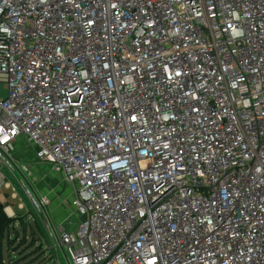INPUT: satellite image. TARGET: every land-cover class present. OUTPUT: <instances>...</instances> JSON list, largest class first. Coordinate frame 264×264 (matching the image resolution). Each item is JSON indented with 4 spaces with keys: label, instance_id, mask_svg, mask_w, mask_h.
I'll use <instances>...</instances> for the list:
<instances>
[{
    "label": "built area",
    "instance_id": "obj_1",
    "mask_svg": "<svg viewBox=\"0 0 264 264\" xmlns=\"http://www.w3.org/2000/svg\"><path fill=\"white\" fill-rule=\"evenodd\" d=\"M0 82V191L24 140L70 264H264V0H0Z\"/></svg>",
    "mask_w": 264,
    "mask_h": 264
},
{
    "label": "rangeland",
    "instance_id": "obj_2",
    "mask_svg": "<svg viewBox=\"0 0 264 264\" xmlns=\"http://www.w3.org/2000/svg\"><path fill=\"white\" fill-rule=\"evenodd\" d=\"M7 94L5 84L0 82V99L6 98ZM28 149L30 151L27 154ZM14 156L18 159L19 167L23 169V166L26 165L31 174L24 172V175H22L19 171H16L15 175H13L5 169L8 180L12 182V187L15 191H8L7 202H3V200L1 202L8 209L7 213L11 216L10 218H20V221L17 222L18 229H22L23 222L21 221L24 220L25 225L27 224L26 230L28 232L26 242H23L24 235L20 233L18 243L13 246V256L9 254L5 257V262L6 264H11L13 257L17 254L18 258L13 261L15 264H68L61 248L57 246L56 239H52L46 228L45 217L33 205L22 187L21 181L27 179L39 197L46 196L51 200L48 213L58 231H60V228H64L71 233L77 231L80 219L78 215L76 216L75 209L76 190L71 185H67L62 177L54 172L51 164L35 159V149L27 144H21V140L17 142ZM35 221L40 226V237L34 234V232L39 230L35 225ZM69 221H72V225ZM29 225L31 226L28 230ZM32 226L36 228V231ZM42 245L43 253L40 254L38 252ZM42 254H44L43 257H41Z\"/></svg>",
    "mask_w": 264,
    "mask_h": 264
},
{
    "label": "trees",
    "instance_id": "obj_3",
    "mask_svg": "<svg viewBox=\"0 0 264 264\" xmlns=\"http://www.w3.org/2000/svg\"><path fill=\"white\" fill-rule=\"evenodd\" d=\"M19 221H20V218L18 217L16 218L8 217L5 211V207L0 201V264H6L5 257H7L9 254L13 256L14 254L12 253L13 246L18 243L20 233H23L24 238L22 240L23 242H26V238H27L26 236H27L28 231L25 229V221L24 220L21 221L23 222L21 230L18 229V227L16 226L17 222ZM35 225L39 230L36 231V228L32 226L33 229L36 231L34 232V234L39 235V232H40L39 223L35 221ZM30 226L31 225L28 226V230L30 229ZM38 237H40V235ZM38 241H39V238H38ZM38 253L40 254L43 253V245H42V248H40ZM43 255L44 254H42L41 257H43ZM17 258H18V255L16 254V256L13 257L11 264H15L13 261H15L14 259H17Z\"/></svg>",
    "mask_w": 264,
    "mask_h": 264
},
{
    "label": "crops",
    "instance_id": "obj_4",
    "mask_svg": "<svg viewBox=\"0 0 264 264\" xmlns=\"http://www.w3.org/2000/svg\"><path fill=\"white\" fill-rule=\"evenodd\" d=\"M22 143H24L25 145L27 144L26 143V141H24V140H21V144ZM28 145V144H27ZM30 151V149H28V151H27V154H28V152ZM0 169H1V163H0ZM8 183H9V186L10 187H8V188H4V189H2L1 191H0V201H2L3 200V202H7V196H8V191H12V189H14L13 187H12V182L11 181H9L8 180ZM68 185V184H67ZM73 187V186H72ZM74 188V187H73ZM7 189V190H6ZM75 189V188H74ZM14 196V195H13ZM20 207H22L21 205H20ZM5 211H6V213L8 212V209H6L5 208ZM52 212H54L53 210H52ZM7 215H8V213H7ZM54 215V214H53ZM55 216V215H54ZM76 216H77V214H76ZM8 217H10V215H8ZM65 218H67V217H65ZM70 222H72V221H69V223ZM72 225V224H71ZM16 226H17V224H16ZM60 232V231H59Z\"/></svg>",
    "mask_w": 264,
    "mask_h": 264
},
{
    "label": "water",
    "instance_id": "obj_5",
    "mask_svg": "<svg viewBox=\"0 0 264 264\" xmlns=\"http://www.w3.org/2000/svg\"><path fill=\"white\" fill-rule=\"evenodd\" d=\"M25 181H27V180L25 179ZM43 214H44L46 221L54 228L52 219H51V217H50V215L46 209H44ZM25 229H27V224L25 225ZM61 250H62L64 257L66 258L67 263L70 264L69 261L67 260V257H66L64 250L63 249H61Z\"/></svg>",
    "mask_w": 264,
    "mask_h": 264
}]
</instances>
